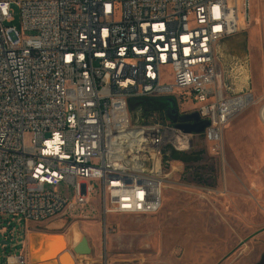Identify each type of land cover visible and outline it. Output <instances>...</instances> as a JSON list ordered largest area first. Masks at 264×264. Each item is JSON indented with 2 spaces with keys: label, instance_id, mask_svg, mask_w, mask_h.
I'll use <instances>...</instances> for the list:
<instances>
[{
  "label": "built area",
  "instance_id": "1",
  "mask_svg": "<svg viewBox=\"0 0 264 264\" xmlns=\"http://www.w3.org/2000/svg\"><path fill=\"white\" fill-rule=\"evenodd\" d=\"M251 22L250 0H0V214L42 224L95 204L105 226L157 215L184 166L173 152L203 136L218 154L252 102L219 50ZM141 98H174L181 117L210 125L196 135L135 119ZM62 183L74 201L50 189ZM92 264L114 263L103 247Z\"/></svg>",
  "mask_w": 264,
  "mask_h": 264
},
{
  "label": "rangeland",
  "instance_id": "2",
  "mask_svg": "<svg viewBox=\"0 0 264 264\" xmlns=\"http://www.w3.org/2000/svg\"><path fill=\"white\" fill-rule=\"evenodd\" d=\"M250 1L252 22L232 44L249 71L253 99L226 127L221 151L212 153L204 137H197L190 153L200 154V160L171 174L164 206L154 216H109L105 226L95 204L42 224L0 214V264L11 255H27L30 234L43 232L62 235L33 252L35 262L55 257L62 245L72 249L86 237L92 253L81 247L79 254L85 256H78L76 264L84 258L92 264L103 247L114 264H264V0ZM14 14L13 25L19 27L17 8ZM131 112L148 122L168 120L138 103H132ZM205 188L213 191L207 199L202 198ZM50 189L74 201L69 184ZM51 222L62 228L49 230Z\"/></svg>",
  "mask_w": 264,
  "mask_h": 264
},
{
  "label": "water",
  "instance_id": "3",
  "mask_svg": "<svg viewBox=\"0 0 264 264\" xmlns=\"http://www.w3.org/2000/svg\"><path fill=\"white\" fill-rule=\"evenodd\" d=\"M165 102L167 104L166 115L168 119L172 121L173 123H177L178 122V107H177L176 100L174 98H166ZM181 120L185 123L177 124L176 127L183 130L185 133H189V134L203 135L206 128L210 125V122L208 120H201L197 113L186 115L182 117ZM42 235L56 236V233L54 232L44 233L43 232ZM29 246H30V243H29ZM81 247H84L86 253H88V255H91L92 249L90 248L89 241L86 237H83L80 243L75 245L72 249L67 247V249L59 253L57 257L59 258L62 264H65L64 260H66V256L68 255L72 258L71 259L72 264H76L78 256L80 257L85 256L84 254H79ZM71 253L75 257V260L72 257Z\"/></svg>",
  "mask_w": 264,
  "mask_h": 264
},
{
  "label": "crops",
  "instance_id": "4",
  "mask_svg": "<svg viewBox=\"0 0 264 264\" xmlns=\"http://www.w3.org/2000/svg\"><path fill=\"white\" fill-rule=\"evenodd\" d=\"M235 37V36H234ZM234 37H231L229 39H226L224 41L221 42L220 44V52L223 54V56L231 61L233 63V65L235 66L236 68V72L237 74L239 75V78L241 80H243V82H250V77H249V71L247 69V66L241 61V58L238 56V51L235 49V46L232 44V42H235L233 40ZM164 206V204H163ZM62 225H58L56 223H48L47 227L49 230L51 231H54V230H57V229H61ZM65 235V234H63ZM75 242H74V246H75ZM90 245V248L92 249L91 247V244L89 243ZM27 249H28V253H27V256H28V259H29V264H41L40 262H35L31 259V251H29V242H28V245H27ZM71 252V251H70ZM72 255V253H71ZM72 257L74 258L75 260V257L72 255ZM47 258V257H46ZM55 258V257H53ZM51 259V258H49ZM56 261V262H55ZM55 261L53 262L54 264H62L61 261L59 260L58 257H56Z\"/></svg>",
  "mask_w": 264,
  "mask_h": 264
},
{
  "label": "trees",
  "instance_id": "5",
  "mask_svg": "<svg viewBox=\"0 0 264 264\" xmlns=\"http://www.w3.org/2000/svg\"><path fill=\"white\" fill-rule=\"evenodd\" d=\"M132 103H138L139 107L145 111L156 112L160 114H166L167 111V104L164 98H141L131 101V105ZM199 157L200 154H194V153L184 154V153L173 152L172 154V159L174 161H178L183 164L198 162L200 160Z\"/></svg>",
  "mask_w": 264,
  "mask_h": 264
},
{
  "label": "bare ground",
  "instance_id": "6",
  "mask_svg": "<svg viewBox=\"0 0 264 264\" xmlns=\"http://www.w3.org/2000/svg\"><path fill=\"white\" fill-rule=\"evenodd\" d=\"M260 117L262 122L264 123V106L261 108L260 110ZM37 234V235H36ZM42 233H34V234H30L28 242L30 243L29 246V251H31V259L33 261L34 260V256H33V252L35 253H40L46 246V241L50 240L54 237H61V235H56V236H45V235H40ZM65 249H67V247L65 245H62L61 247V251H59L55 258H43L41 260H39L38 262H40L41 264H53V262L55 261L56 257L58 256L59 253H61L62 251H64ZM33 250V251H32ZM72 258L70 256H66V261L69 262V264H72ZM83 261V264H90L89 262V258H84L83 260H81V262ZM56 262V261H55Z\"/></svg>",
  "mask_w": 264,
  "mask_h": 264
},
{
  "label": "flooded vegetation",
  "instance_id": "7",
  "mask_svg": "<svg viewBox=\"0 0 264 264\" xmlns=\"http://www.w3.org/2000/svg\"><path fill=\"white\" fill-rule=\"evenodd\" d=\"M166 116H167V115H166ZM181 118H182V117L180 116V114H179V110H178V121H182Z\"/></svg>",
  "mask_w": 264,
  "mask_h": 264
}]
</instances>
